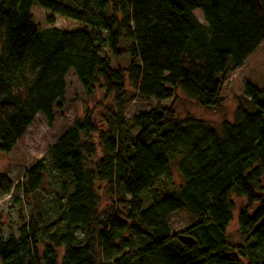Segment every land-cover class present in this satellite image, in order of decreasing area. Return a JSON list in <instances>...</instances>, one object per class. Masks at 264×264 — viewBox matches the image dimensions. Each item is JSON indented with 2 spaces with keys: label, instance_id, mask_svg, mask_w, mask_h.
<instances>
[{
  "label": "trees",
  "instance_id": "16d2710c",
  "mask_svg": "<svg viewBox=\"0 0 264 264\" xmlns=\"http://www.w3.org/2000/svg\"><path fill=\"white\" fill-rule=\"evenodd\" d=\"M64 1L0 0V153L8 155L38 115L53 122L70 71L87 94L99 88L113 107L105 132L86 115L47 147L52 170L72 186L61 181L53 195L58 218L50 228L35 212L23 220L21 209L47 165L38 160L24 172L11 196L18 237L0 238V264H264V89L245 83L244 102L219 131L176 120L171 107L122 118L126 82L143 100L173 101L179 90L217 108L228 75L264 42V0ZM32 4L49 13L47 28L32 23ZM54 16L82 28L58 29ZM122 42L130 62L113 68L105 51L118 57ZM174 163L182 185L144 206L158 180L172 185ZM98 184L115 199L105 214ZM231 196L247 202L234 246L226 233ZM180 211L197 222L174 233L170 218Z\"/></svg>",
  "mask_w": 264,
  "mask_h": 264
},
{
  "label": "rangeland",
  "instance_id": "374dc122",
  "mask_svg": "<svg viewBox=\"0 0 264 264\" xmlns=\"http://www.w3.org/2000/svg\"><path fill=\"white\" fill-rule=\"evenodd\" d=\"M66 3L64 0H57ZM30 18L33 24L40 29L48 27L46 17L49 13L36 4L30 7ZM195 19L204 24L202 14L194 11ZM54 26L66 32L78 31L82 25L69 19H63L54 16ZM124 42L119 47L121 54L113 57L109 51L105 54L109 57L111 67L126 69L130 57L122 51L126 48ZM64 102L59 110L54 111V120L48 124L45 118L38 115L25 135L17 142L13 150L4 155L0 153V238L5 239L10 234L18 237V228L21 225L19 221V206L11 200L14 187L17 183L22 182L24 172L34 165L38 160H43L48 168V173L43 177L38 193L22 200L23 220H26L31 212H35L44 224V227L50 228L57 221V211L53 201V195H60V182L67 183L68 190L71 191V181L69 178H60L51 168L47 155V147L53 144L74 120L83 119L86 115L92 122L105 132L107 126L104 124L106 110L113 107L111 97H106L104 92L99 88L94 89L87 94L79 85L72 71L68 72L65 77ZM251 83L259 90L264 89V42L250 54L243 64L228 75L226 82L221 87L220 104L217 108H203L196 104L195 101L187 99L179 90L175 91V99L157 102L154 99L143 100L136 97L134 91L125 84L126 105L122 114L125 121L132 117L142 114L153 109H163L171 107L173 116L176 120L193 119L202 121L216 131L223 122L231 123L234 118L236 107L244 102L243 87L245 83ZM96 142V138H92ZM101 154L98 152L97 158ZM172 175V185L166 179H160L155 183L153 189L146 192L143 197V205H149L153 200H159L164 195L177 191L182 185V179L177 171V163L170 165ZM104 184H98V194L100 196V209L102 213L108 212L115 204L113 196L107 194ZM175 189V190H174ZM5 192L8 194L5 195ZM264 195V188L262 191ZM21 195H18L20 198ZM233 211L232 219L226 229L227 239L231 245L241 244V238L237 226V215L241 209L247 206L245 199L235 196L230 197ZM255 207L252 206V208ZM34 209V210H33ZM171 227L174 233L185 230L197 222V219L185 211L175 213L171 218ZM79 240H83L82 235H78ZM61 251L59 252V255Z\"/></svg>",
  "mask_w": 264,
  "mask_h": 264
},
{
  "label": "water",
  "instance_id": "95a60500",
  "mask_svg": "<svg viewBox=\"0 0 264 264\" xmlns=\"http://www.w3.org/2000/svg\"><path fill=\"white\" fill-rule=\"evenodd\" d=\"M178 240L180 242H183L184 244H190L192 245L193 244V240L191 238H188V237H184V236H178Z\"/></svg>",
  "mask_w": 264,
  "mask_h": 264
}]
</instances>
